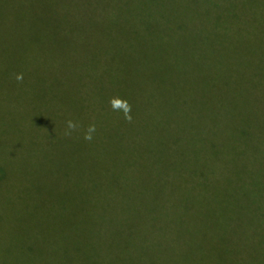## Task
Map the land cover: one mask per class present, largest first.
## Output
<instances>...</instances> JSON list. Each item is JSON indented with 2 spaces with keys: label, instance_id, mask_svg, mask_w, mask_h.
Wrapping results in <instances>:
<instances>
[{
  "label": "rangeland",
  "instance_id": "1",
  "mask_svg": "<svg viewBox=\"0 0 264 264\" xmlns=\"http://www.w3.org/2000/svg\"><path fill=\"white\" fill-rule=\"evenodd\" d=\"M69 6L81 13L105 9L107 22L118 13L129 20V30L138 14L142 25L187 27L169 38L173 54L182 57L191 43V65L177 67L191 76V108L209 104V77L224 71L221 59L232 54L240 68L254 71L264 56V0H0V264L103 261H85L91 251L85 234L93 231L84 228L73 192L81 187L79 130L65 135L66 122L76 121L74 107L53 96L47 71V43L59 22L55 12ZM260 85L257 95L264 101L263 79ZM241 88L252 90L250 83ZM257 108L264 113V104ZM197 122L191 121V237L171 232V246L162 243L149 263L143 245L139 252L124 248L125 241L112 235L107 264H264V136L251 139L249 158L236 165L211 167L204 158L202 177ZM230 174L237 180L227 181ZM122 249L128 250L118 254Z\"/></svg>",
  "mask_w": 264,
  "mask_h": 264
},
{
  "label": "trees",
  "instance_id": "2",
  "mask_svg": "<svg viewBox=\"0 0 264 264\" xmlns=\"http://www.w3.org/2000/svg\"><path fill=\"white\" fill-rule=\"evenodd\" d=\"M72 8L77 7L55 12L59 22L52 25L46 62L53 96L65 97L81 125L76 140L83 163L81 187L73 192L84 228L93 231L85 234V247L91 249L85 261L100 257L107 264V239L114 235L125 241L124 248L139 252L143 245L151 263L150 255L162 243L171 246V232L191 237V121H198L195 145L198 160L203 159L202 177L205 161L211 167L236 165L249 158L251 139L264 136V113L257 108L264 104L262 94L257 95L264 56L254 71L240 68L232 54L221 59L226 60L224 71L209 77V104L191 108V76L177 68L191 65V43L184 46L185 57L170 48V39L187 27L142 25L138 14L129 30V20L118 13L107 22L105 9L99 15ZM95 14L104 20L95 22ZM242 82L252 90L245 93ZM65 88L69 92L63 96ZM112 98L131 104V122L112 110ZM92 123L96 132L86 141L84 131ZM236 180L228 175L227 181ZM75 204L69 202L70 209Z\"/></svg>",
  "mask_w": 264,
  "mask_h": 264
},
{
  "label": "clouds",
  "instance_id": "3",
  "mask_svg": "<svg viewBox=\"0 0 264 264\" xmlns=\"http://www.w3.org/2000/svg\"><path fill=\"white\" fill-rule=\"evenodd\" d=\"M16 79L18 81H21L23 79L22 74L17 75ZM110 106L113 111L116 112H123L124 119L127 120L128 122H131L132 116H131V110L132 106L131 104L126 100V99H121V98H112L110 100ZM81 125L77 121L73 120H68L66 122V131L65 135L66 136H71L74 132L78 131ZM96 132V125L95 123L89 124L84 131L83 138L86 141H91L93 139L94 133Z\"/></svg>",
  "mask_w": 264,
  "mask_h": 264
}]
</instances>
